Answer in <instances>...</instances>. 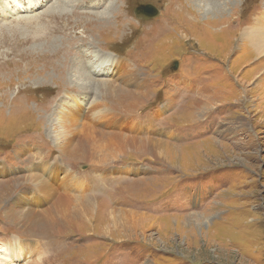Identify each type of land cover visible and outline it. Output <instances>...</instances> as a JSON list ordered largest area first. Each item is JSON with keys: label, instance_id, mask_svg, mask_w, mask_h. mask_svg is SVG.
Returning a JSON list of instances; mask_svg holds the SVG:
<instances>
[{"label": "rangeland", "instance_id": "obj_1", "mask_svg": "<svg viewBox=\"0 0 264 264\" xmlns=\"http://www.w3.org/2000/svg\"><path fill=\"white\" fill-rule=\"evenodd\" d=\"M261 36L264 0H0V264H264Z\"/></svg>", "mask_w": 264, "mask_h": 264}, {"label": "bare ground", "instance_id": "obj_2", "mask_svg": "<svg viewBox=\"0 0 264 264\" xmlns=\"http://www.w3.org/2000/svg\"><path fill=\"white\" fill-rule=\"evenodd\" d=\"M77 1V0H76ZM94 3H97L96 1H94ZM101 14V12H99ZM103 14V13H102ZM142 16V15H141ZM143 18V17H142ZM82 42V41H81ZM260 42L262 44H264V36H261L260 37ZM231 45V44H230ZM109 71L111 72L112 69L110 68ZM64 83V82H63ZM92 87V81H89L87 80L86 82L84 83H81L80 84V88H83L84 90H90ZM126 93V92H125ZM129 93V92H127ZM25 100H29V98H26ZM49 99H43L41 101V103L39 105H41L42 103H46V101H48ZM52 100V99H50ZM45 105V104H44ZM47 105V104H46ZM153 142L151 141V144ZM158 143V142H157ZM144 144V148L147 149L148 147L149 150L151 149V151H153V149L156 148L155 145H150L149 143H143ZM153 148V149H152ZM158 154H160V152L158 151L157 152ZM8 191V190H7ZM29 207V206H28ZM24 210V209H23ZM25 211V210H24ZM42 213V212H41ZM45 213V212H44ZM18 217L16 218L19 223L21 224V226L23 227L22 230L27 232V233H31V234H34V232L36 231H39L41 228V225H48V218L47 217H44L42 216L40 213L34 211V210H31V209H27V211L23 212L22 214H16ZM40 233V232H38ZM47 233V232H45ZM18 238H21V236L19 235ZM14 239L16 238H11V241H13ZM2 257V256H1ZM0 257V258H1ZM4 257V256H3ZM2 259V258H1ZM1 262V261H0Z\"/></svg>", "mask_w": 264, "mask_h": 264}, {"label": "water", "instance_id": "obj_3", "mask_svg": "<svg viewBox=\"0 0 264 264\" xmlns=\"http://www.w3.org/2000/svg\"><path fill=\"white\" fill-rule=\"evenodd\" d=\"M133 12L136 16L142 15L145 19L155 18L159 14L158 9L156 7H154L152 4H139L133 8ZM138 17H140V16H138ZM140 18H142V17H140ZM177 65H178L177 62H174L173 63V69H176Z\"/></svg>", "mask_w": 264, "mask_h": 264}]
</instances>
